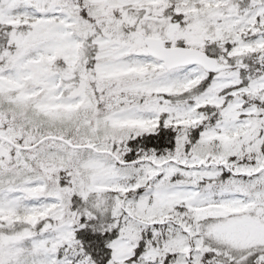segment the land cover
I'll return each mask as SVG.
<instances>
[{"label": "snow or ice", "instance_id": "6c2138e0", "mask_svg": "<svg viewBox=\"0 0 264 264\" xmlns=\"http://www.w3.org/2000/svg\"><path fill=\"white\" fill-rule=\"evenodd\" d=\"M0 264H264V0H0Z\"/></svg>", "mask_w": 264, "mask_h": 264}]
</instances>
